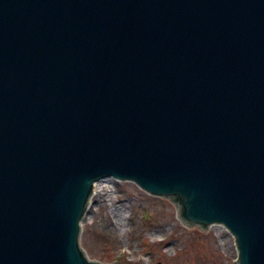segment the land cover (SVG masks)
I'll list each match as a JSON object with an SVG mask.
<instances>
[{"label":"water","instance_id":"water-1","mask_svg":"<svg viewBox=\"0 0 264 264\" xmlns=\"http://www.w3.org/2000/svg\"><path fill=\"white\" fill-rule=\"evenodd\" d=\"M107 177L264 264V0H0V264H105Z\"/></svg>","mask_w":264,"mask_h":264},{"label":"rangeland","instance_id":"rangeland-1","mask_svg":"<svg viewBox=\"0 0 264 264\" xmlns=\"http://www.w3.org/2000/svg\"><path fill=\"white\" fill-rule=\"evenodd\" d=\"M105 180L82 224L87 256L120 264H238L233 234L223 225H187L171 199L132 181ZM99 182V186L105 184Z\"/></svg>","mask_w":264,"mask_h":264},{"label":"bare ground","instance_id":"bare-ground-1","mask_svg":"<svg viewBox=\"0 0 264 264\" xmlns=\"http://www.w3.org/2000/svg\"><path fill=\"white\" fill-rule=\"evenodd\" d=\"M105 180L108 181L107 179H104V180H103L104 183H105ZM107 186H108V184H106V183H105V184H102V185L99 186V181H98V182L96 183V189H95L96 192H97V194H98L99 192L101 193L103 190L107 189Z\"/></svg>","mask_w":264,"mask_h":264}]
</instances>
